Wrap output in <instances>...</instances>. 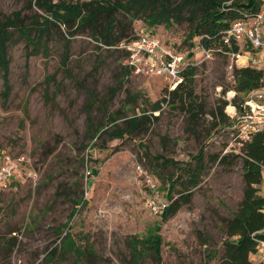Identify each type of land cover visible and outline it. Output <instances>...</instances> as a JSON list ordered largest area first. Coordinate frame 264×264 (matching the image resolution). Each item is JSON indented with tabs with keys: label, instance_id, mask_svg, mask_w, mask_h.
I'll list each match as a JSON object with an SVG mask.
<instances>
[{
	"label": "rangeland",
	"instance_id": "1",
	"mask_svg": "<svg viewBox=\"0 0 264 264\" xmlns=\"http://www.w3.org/2000/svg\"><path fill=\"white\" fill-rule=\"evenodd\" d=\"M36 1L0 0V16L19 10L44 15ZM133 27L136 35L152 31L177 50L193 52L188 62L197 67L196 91L209 109L220 97L233 99L231 56L206 58L199 38L191 48L185 41L187 22L166 27L136 20ZM54 30L56 41L47 56H29L31 48L23 41L10 46L8 96L0 74V158L9 155L22 167L19 180L0 190V264H217L226 239L223 218L237 210L243 197L241 164H210L191 204L170 219L162 218V210L185 184L175 181L170 198L169 180L201 146L208 155L239 152L234 130L217 126L207 135L213 120L206 115L198 140L188 131L186 114L164 105L154 113L159 119L151 118L140 135L92 139L113 112L151 113L149 104L174 88L173 81L131 66L122 44L107 48L87 32H77L66 49L70 35L65 26ZM65 52L68 70L62 66ZM246 62L238 57L239 66ZM160 155L177 166L162 165ZM67 232L80 253L58 247ZM155 234L162 238L161 260L135 244ZM55 247L58 255L52 261L48 253Z\"/></svg>",
	"mask_w": 264,
	"mask_h": 264
},
{
	"label": "trees",
	"instance_id": "2",
	"mask_svg": "<svg viewBox=\"0 0 264 264\" xmlns=\"http://www.w3.org/2000/svg\"><path fill=\"white\" fill-rule=\"evenodd\" d=\"M263 3L264 0H37L36 5L43 10L44 15L29 16L19 10L9 16H0V74L4 95L8 96L12 90L10 46L23 41L27 48H31L29 56L38 53L47 56L51 43L56 41L54 28L61 29V26H65L70 35L66 49H69L71 36H75L77 32H87L100 45L117 48L120 44L129 43L138 37L133 32L136 20H142L149 26L166 27L187 22L189 32L185 41L191 48L196 45L194 39L199 38V45L213 50V56H228L229 52H240V46L235 40L230 44L225 42L227 31L235 21L261 11ZM121 48L124 55H130L129 50ZM189 55H193V52ZM68 64L69 55L65 52L62 59L63 68L68 70ZM196 74L197 67L189 64L181 72L183 80L174 88H166L162 98L149 104L151 113L146 109H143L140 115L133 116H128L125 112H120L121 110L113 112L108 124L101 126L92 139L105 135L110 139L140 135L148 129L151 118L159 119L154 113L168 105L186 114L188 131H192L196 139L202 140L197 129L202 125L204 116L210 115L213 120L207 129V135H211L217 126H232L235 120L225 111L226 106L232 103L238 113H242L246 94L263 84L262 70L250 65H234L235 96L231 101L220 97L216 107L209 109L206 99L196 91ZM156 158L162 159V165L172 163L177 166L175 160L162 155ZM192 160L194 164L192 161L179 167L182 171L179 176L169 180V197L175 188V181L184 179L182 183L185 184L178 196L163 207L162 218L170 219L182 207L192 203L194 189L200 185L202 175L209 169L210 164L232 166L239 163L242 166L244 182L243 197L237 210L230 217L223 218L226 239L223 241V251L217 264H260L253 262L250 255L256 252V239L264 238V196L260 194L259 187L263 181L264 170V130L255 133L251 140L240 145L239 152H215L208 155L204 146H201ZM82 201L83 197L75 201L76 207L71 213V218L78 211ZM135 244H140L144 250L152 251L161 260V235L142 238L135 241ZM58 247L61 250L80 253V248L68 232ZM57 249L55 247L48 253L52 261L58 255ZM81 255H84V252ZM140 255L142 252L137 253V256Z\"/></svg>",
	"mask_w": 264,
	"mask_h": 264
},
{
	"label": "built area",
	"instance_id": "3",
	"mask_svg": "<svg viewBox=\"0 0 264 264\" xmlns=\"http://www.w3.org/2000/svg\"><path fill=\"white\" fill-rule=\"evenodd\" d=\"M235 40L237 44L249 43L252 54L248 58V65L263 71V84L261 87L250 91L244 98L242 113L237 108L232 114H227L235 121L231 128L235 132L237 142L242 145L252 139V136L264 130V10L255 14H248L244 18L235 21L225 36V42L230 44ZM121 47L129 50L128 62L135 68L142 69L149 74L170 78L172 87L182 80L181 72L194 62H188L189 53L177 50L168 45L159 35L152 31L143 32L129 43H123ZM202 48L203 56L213 57V50ZM232 63L228 66L230 77L235 82L233 74L234 62L237 64L240 52H229ZM238 65V64H237ZM235 92V91H234ZM237 111V112H236ZM22 167L20 161L3 155L0 158V190L7 189L21 176ZM154 187V184H153ZM256 252L253 254L255 263L264 264V238H258Z\"/></svg>",
	"mask_w": 264,
	"mask_h": 264
},
{
	"label": "crops",
	"instance_id": "4",
	"mask_svg": "<svg viewBox=\"0 0 264 264\" xmlns=\"http://www.w3.org/2000/svg\"><path fill=\"white\" fill-rule=\"evenodd\" d=\"M261 10H264V3H263V5H262V7H261ZM247 46H249V43L242 42V43L240 44V57H241V58H246V60H247L246 64H242V65H248V58H249L250 55L252 54V48H251V47H250V51H244V48H246ZM245 50H246V49H245ZM242 52H243V53H242ZM239 61H240V59H239ZM238 65H240V64H238ZM263 184H264V170H263V181H262V183L259 185L260 190H261V188H263V187H262ZM260 194H261V193H260ZM261 195L264 196V193H262ZM250 259H251L253 262H255L254 259H253V254L250 255Z\"/></svg>",
	"mask_w": 264,
	"mask_h": 264
},
{
	"label": "bare ground",
	"instance_id": "5",
	"mask_svg": "<svg viewBox=\"0 0 264 264\" xmlns=\"http://www.w3.org/2000/svg\"><path fill=\"white\" fill-rule=\"evenodd\" d=\"M228 111H230V113H231V112L233 113V112L235 111V109H234L233 106H230V105H229V106H228Z\"/></svg>",
	"mask_w": 264,
	"mask_h": 264
}]
</instances>
